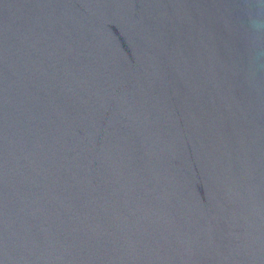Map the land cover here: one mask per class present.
Segmentation results:
<instances>
[{"label":"water","instance_id":"water-1","mask_svg":"<svg viewBox=\"0 0 264 264\" xmlns=\"http://www.w3.org/2000/svg\"><path fill=\"white\" fill-rule=\"evenodd\" d=\"M0 264H264V0H0Z\"/></svg>","mask_w":264,"mask_h":264}]
</instances>
